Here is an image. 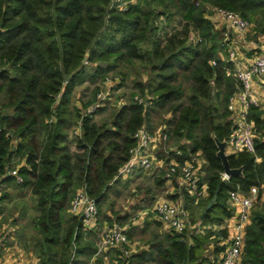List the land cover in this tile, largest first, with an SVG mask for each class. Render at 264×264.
<instances>
[{"label":"trees","instance_id":"16d2710c","mask_svg":"<svg viewBox=\"0 0 264 264\" xmlns=\"http://www.w3.org/2000/svg\"><path fill=\"white\" fill-rule=\"evenodd\" d=\"M110 1L0 0V181L29 189L35 198L39 264H78L82 255L93 253V242L86 240L79 218L67 213L70 199L76 188L84 186L99 216L100 204L127 161L135 144L133 134L146 122L152 101L158 106L173 102L170 107L178 114L169 121L173 124L169 132L179 139L185 154L184 142L190 141V150L200 151L207 162L203 178L207 196L200 214L218 191L203 225H220L232 215L227 198L236 185L245 194L257 187L240 264H264V109H249L254 152L228 154L230 167H241L242 175L223 179L211 134L219 141L230 134L227 104L238 84L231 74L232 63L218 57L224 44L204 9L211 5L234 10L252 23L257 20L256 31L264 33V0H135L124 12L110 8ZM174 17L181 19L180 28L166 32ZM190 34L197 40H189ZM213 59L215 65L210 64ZM134 60L148 65L149 91L144 93V84L138 85L150 104L144 107L131 99L118 107L110 126L93 119L103 107L84 115L82 111L96 101L102 85L98 81L103 82L119 62ZM179 73L192 84L185 105L176 102L183 94ZM86 81L95 84L93 96L80 108H72L74 88ZM8 131L19 138L15 147L6 137ZM12 165L22 177L19 184L6 176ZM8 197L3 192L0 200ZM227 236L226 228L199 234L168 232L151 242L147 252L131 254L129 259L213 264L206 246L213 245L215 237ZM222 249L214 245L215 253ZM116 255V264H124L119 251Z\"/></svg>","mask_w":264,"mask_h":264},{"label":"built area","instance_id":"2783aa9c","mask_svg":"<svg viewBox=\"0 0 264 264\" xmlns=\"http://www.w3.org/2000/svg\"><path fill=\"white\" fill-rule=\"evenodd\" d=\"M135 0H111L110 8L117 11H126ZM209 19L215 29L221 34V41L224 44L223 52H218L220 59L232 63L231 74L236 79L238 88L229 97L227 110L228 120L232 130L226 139V149L231 148L232 152L248 151L254 152V123L249 119V109L257 107L264 109V33L254 29V24L243 18L238 12L220 6L211 7ZM215 19L216 23L212 20ZM251 37V38H249ZM189 40L196 41L197 37L190 34ZM252 50V56L243 59L246 51ZM245 62V63H244ZM86 64L87 61L85 60ZM211 65L216 64V60L210 61ZM228 74L229 70L226 71ZM112 76V75H111ZM117 76H105L102 88L98 91L96 101L85 111L92 113L99 107H104L107 100L111 99L113 87L119 84ZM144 107L150 104V97L133 96L131 98ZM122 98L118 101V107L128 103ZM51 120V119H50ZM75 134L79 129L75 128ZM6 137L11 139L13 147L19 141L11 131L6 133ZM135 144L129 149L127 161L120 167L113 178V181L129 176L137 170L145 173H152L155 170L162 172V178L173 181L183 189L197 203L207 194V184L203 181L206 160L200 151L192 152L185 146L186 154L181 148H170L164 158H156L158 143L168 140L165 127L159 128L154 133L149 131L145 123L142 124L133 134ZM173 155L172 158L168 156ZM202 156V157H201ZM205 163V164H204ZM6 176H12L17 184L22 182V177L17 172V166L7 170ZM223 179L228 177L222 174ZM6 188L5 183L0 181V196ZM258 196V189L252 186L249 193L245 194L240 190L239 185L228 192V203L234 207L232 215L224 225L205 226L199 221H192L188 212L182 207L168 199H159L153 212L156 219L163 225L167 232L182 233L189 231L195 234L203 233L205 229L226 228L228 236L221 244L223 249L220 256L213 264H240L244 247V239L247 225L250 222V214ZM68 212L77 216L81 222L84 233L95 230L98 226V208L95 200L88 195L84 186L76 188L68 206ZM131 243L124 227L114 224L111 228L104 230L96 243L95 250L90 257V264H102L97 258L108 249L119 251V256L126 259L124 264H129L132 254Z\"/></svg>","mask_w":264,"mask_h":264},{"label":"rangeland","instance_id":"374dc122","mask_svg":"<svg viewBox=\"0 0 264 264\" xmlns=\"http://www.w3.org/2000/svg\"><path fill=\"white\" fill-rule=\"evenodd\" d=\"M211 5H206L205 10L207 13V17H209L211 13ZM240 14V13H239ZM215 23L216 20L212 19ZM182 21L178 17H174L166 26L165 31L171 32L175 28H180ZM254 29L258 25V21H253ZM251 38V37H249ZM107 76L113 77L117 76L120 81L117 87H113L111 91V99L105 102V106L103 109L93 116V119L97 123H104L110 126L113 121V117L115 115L116 110H118V101L120 98L127 101L133 96H142L145 92L149 91L147 88L148 81L151 78L149 73L148 65L144 62L134 60L132 63L121 61L117 64V66L109 71ZM112 75V76H111ZM177 81H180L183 94L179 99H176L180 105H185L188 103V96L191 94V81L187 78H184L182 74L179 73ZM99 85L102 84V81H98ZM97 83V84H98ZM138 83L144 84V93L139 88ZM95 84L86 81L83 84L77 85L71 96V106L80 108L82 104L86 103L94 94ZM102 88V85L99 86V90ZM98 93V91H97ZM96 96V95H95ZM97 97V96H96ZM214 98V96H213ZM173 104V102L171 103ZM165 104L163 106L155 105V101H152L150 106L146 109V123L150 128H158L165 127L168 129H172L173 124L169 121H174L177 117L178 111L173 110L170 105ZM169 136V146L173 149V147H179L180 141L178 138L174 137L169 130L167 131ZM74 134L70 131V138L73 139ZM189 146L191 144L190 141H187ZM70 148L73 149V143H70ZM23 162V160L21 161ZM20 162V164H21ZM206 173V169H205ZM206 174H204L205 176ZM125 179V176L122 177ZM121 178V179H122ZM9 186V188H8ZM6 186L4 193H8L9 197L5 200H0V238L7 231V228L4 225H8V229H10L15 236L16 244L20 247V250L24 252L27 258L36 257L38 258V249L35 247V234L36 229L34 226L36 215L38 214L35 206V198L30 193L29 189H24L18 187L16 184H9ZM113 187V188H112ZM112 188L109 193L106 194L104 200L100 204V214L98 216V226L97 228L91 232V241L93 242V247H95V242L99 239L100 234L111 228L107 227V224H114L116 214L119 212L126 211L127 205H131V199L135 197V194H139L142 192L144 195L143 200L140 201L142 206V210H146V213L151 214V207L154 201L155 190L154 187L149 186L148 184L138 183L137 185H130V183H122L116 184L112 183ZM8 188V190H7ZM79 188V187H78ZM153 197V198H152ZM71 200V199H70ZM130 208V207H128ZM135 213L137 212V207L134 209ZM193 210V209H192ZM119 211V212H118ZM69 214V212H67ZM106 221V222H104ZM127 223V219L125 221ZM154 224L151 226L146 225L144 228H139L134 230L133 228L129 231V237H131L133 244H131L132 253H139L145 250L147 247L149 250L150 243L156 241L158 239H162L164 235L168 232L163 229L159 223L153 221ZM115 224H119L116 223ZM103 228V226H105ZM121 226V224H119ZM133 232V233H132ZM90 234V233H89ZM131 234V235H130ZM215 242L212 241L211 244L206 246V253L208 258L211 261H216L220 256L219 253L214 252V245H221L225 240L222 238H214ZM90 255H82L79 258L78 264H88ZM39 261V260H38ZM131 260V264L133 263ZM137 261V260H136ZM139 262V261H137ZM146 264H156V260H146ZM39 263V262H38ZM108 264H112L109 262ZM138 264H141L140 262Z\"/></svg>","mask_w":264,"mask_h":264},{"label":"crops","instance_id":"0c3cea01","mask_svg":"<svg viewBox=\"0 0 264 264\" xmlns=\"http://www.w3.org/2000/svg\"><path fill=\"white\" fill-rule=\"evenodd\" d=\"M252 55H253L252 50L246 51V54L243 55V59L245 57V62H246V59L248 60V58H250ZM145 125L149 129V131H151L153 133L155 131H157L159 128H161V127H158V128L152 129L149 127V125L146 122H145ZM166 133H167V131H166ZM184 143H185L184 145L187 148H189V143H187V141ZM169 144H170L169 143V136H168V140L166 142L158 143L157 150H156V158L161 159V158L165 157V155L167 154V150L170 149ZM173 148H180V147H173ZM226 151L229 154L232 152V149L227 148ZM171 156L173 157L172 154L168 157L172 158ZM21 164H23V162H21ZM11 167H16V166L12 165ZM158 181H161V182L158 183ZM120 182H122V183H128L129 182L130 185H137L138 183H144V184H148L151 187H154L153 190H155V196H154L155 199L152 203V207H151V211H150L151 214H149V213L147 214L146 210L141 209L143 204L141 205L140 201L143 200L144 195L142 192H139V194L138 193L135 194V197L131 199V205H127L130 208L126 207V211H123V212L118 211L119 214H116V216L114 217L115 221L113 223L114 224H115V222L119 223V224H121L122 227L125 228L131 244H133L132 243L133 241L130 240L132 238L129 237V231L132 228L134 230H136L139 228H144L146 225L151 226V224H154L153 221L159 223V225L163 227V225L156 219L154 212H153V207H154L155 203L159 199H162V198L171 200L172 202L176 203L177 205L182 207L184 210H186L192 221H196V222L199 220L202 221L200 219V215L203 212L202 211L200 214L201 201L207 196V194H205V196H203L201 199H199L197 203H194L193 198L191 196H189L183 189H181L177 183L163 179L162 178V172L160 170H155L152 173H145V172H142L141 170H137V171L133 172L131 175L125 176V179L120 178V179L115 180L113 183L120 184ZM5 185L8 186L9 184L5 183ZM110 187H112V184ZM8 188H9V186H8ZM8 188H7V190H8ZM112 188H109L107 193H109ZM227 205L229 206V208L232 211H234V207L228 203V198H227ZM136 207H137V210H136L137 212L135 213L134 209ZM126 219H127V223L125 222ZM227 220H228V218L225 219V221L223 223H221L220 225L226 224ZM104 222H106V221H104ZM108 226L112 227L111 224H107V227ZM4 227L7 228V231L0 238V264H39L38 258H36V257L27 258L26 255H24V252L22 250H20V247L17 246L16 241H14L15 236L12 234L13 232L10 229H8V225H4ZM105 227H106V225L103 226V228H105ZM163 229H164V227H163ZM91 232H88L85 234L86 240H90V241L92 240L91 239V236H92ZM97 241L95 242V246H96ZM144 249L145 250H143V251H146V252L148 251L147 247ZM94 250H95V247H94ZM91 255H90V257H91ZM116 260H117L116 252L112 249H108V250L104 251L97 258V261L101 262L102 264H108L109 262H111L112 264H116ZM131 260H134V261H132L133 262L132 264H138L139 262L141 264H146V262H145L146 260H141V259L136 258V257L130 259L129 264H131ZM136 260L139 262H137ZM88 264H90V262H88Z\"/></svg>","mask_w":264,"mask_h":264},{"label":"water","instance_id":"95a60500","mask_svg":"<svg viewBox=\"0 0 264 264\" xmlns=\"http://www.w3.org/2000/svg\"><path fill=\"white\" fill-rule=\"evenodd\" d=\"M211 137L213 138L217 151L215 153L216 157L220 159L221 165L223 167V174L227 176L228 178L232 175H242V168H231L228 162V153L226 151V140L219 141L214 134H211ZM217 191L214 192L211 200L207 203L205 206V209L203 210L202 214L200 215V219L202 220L204 218L205 213L207 210L211 208V206L215 203L217 199Z\"/></svg>","mask_w":264,"mask_h":264}]
</instances>
